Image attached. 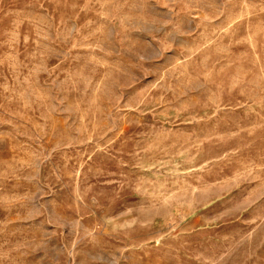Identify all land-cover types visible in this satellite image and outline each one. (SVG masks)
Listing matches in <instances>:
<instances>
[{"label":"rangeland","instance_id":"obj_1","mask_svg":"<svg viewBox=\"0 0 264 264\" xmlns=\"http://www.w3.org/2000/svg\"><path fill=\"white\" fill-rule=\"evenodd\" d=\"M0 264H264V0H0Z\"/></svg>","mask_w":264,"mask_h":264}]
</instances>
